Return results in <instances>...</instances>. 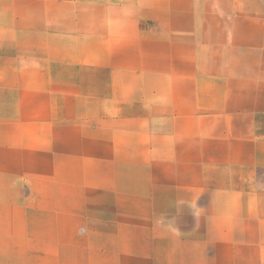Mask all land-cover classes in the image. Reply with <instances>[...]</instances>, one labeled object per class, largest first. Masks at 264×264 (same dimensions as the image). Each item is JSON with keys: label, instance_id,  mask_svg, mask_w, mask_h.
Listing matches in <instances>:
<instances>
[{"label": "crops", "instance_id": "crops-1", "mask_svg": "<svg viewBox=\"0 0 264 264\" xmlns=\"http://www.w3.org/2000/svg\"><path fill=\"white\" fill-rule=\"evenodd\" d=\"M0 264H264V0H0Z\"/></svg>", "mask_w": 264, "mask_h": 264}]
</instances>
